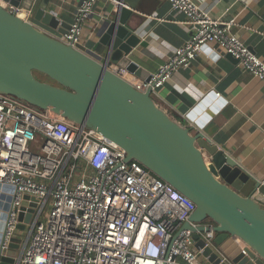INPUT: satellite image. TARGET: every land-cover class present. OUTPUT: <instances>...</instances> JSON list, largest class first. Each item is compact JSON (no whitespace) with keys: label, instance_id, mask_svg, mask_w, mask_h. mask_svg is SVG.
Wrapping results in <instances>:
<instances>
[{"label":"built area","instance_id":"built-area-1","mask_svg":"<svg viewBox=\"0 0 264 264\" xmlns=\"http://www.w3.org/2000/svg\"><path fill=\"white\" fill-rule=\"evenodd\" d=\"M96 2L81 0L63 42L82 50L83 25ZM167 2L183 14L178 23L190 37L148 81L118 65L111 71L153 96L174 71L217 44L264 85V61L235 35L233 19L212 16L193 0ZM0 4L23 20L30 17L29 10ZM0 184L13 187L5 193L13 200L3 246L8 250L12 237L20 240L12 264H202L193 232L183 227L195 208L188 198L137 161L126 160L120 146L97 132L1 94ZM24 196L22 213L32 209L31 219L18 230ZM190 225L208 228L201 238L212 244L211 220ZM234 240L245 254L246 245Z\"/></svg>","mask_w":264,"mask_h":264},{"label":"water","instance_id":"water-1","mask_svg":"<svg viewBox=\"0 0 264 264\" xmlns=\"http://www.w3.org/2000/svg\"><path fill=\"white\" fill-rule=\"evenodd\" d=\"M37 1L0 0L30 11L29 19L23 20L0 4V94L36 111L50 109L97 132L120 146L126 160L137 161L188 198L195 206L190 223H214L216 235L210 246L201 238L208 228L183 225L193 232L194 246L208 264H264V182L246 172L202 131L212 110L194 125L184 124L156 104L150 89L138 91L110 70L111 65H118L145 81L152 75L142 76L143 68L130 58L140 37L129 19L142 1H114L110 19L97 28L99 42L106 48L103 62L63 42L61 37L70 24L42 6L49 0L42 5ZM35 73L48 80H40ZM211 98L214 95L199 101L187 117L195 120ZM12 189L0 184V264L13 263L20 241L12 237L8 250L3 248L13 200L5 193ZM27 198L18 214V230L31 219L32 209L27 216L22 213ZM235 237L246 245L245 254Z\"/></svg>","mask_w":264,"mask_h":264},{"label":"crops","instance_id":"crops-1","mask_svg":"<svg viewBox=\"0 0 264 264\" xmlns=\"http://www.w3.org/2000/svg\"><path fill=\"white\" fill-rule=\"evenodd\" d=\"M141 1L142 7L129 19V25L140 37L130 58L146 76L156 72L173 50L183 45L190 31L178 23L183 14L171 10L167 0ZM193 1L212 16L233 19L237 24L235 35L264 61V0ZM80 2L49 0L42 5L43 0L37 1L68 24ZM113 8V0H97L83 25L81 48L101 62L106 48L99 42L97 28L110 19ZM211 94L214 98L210 103L196 114L195 120H190L187 116L193 107ZM153 99L172 118L188 125H194L207 110H212L202 131L246 172L264 182V85L244 72L217 44L204 47L188 66L174 71ZM201 262L208 264L204 259Z\"/></svg>","mask_w":264,"mask_h":264},{"label":"rangeland","instance_id":"rangeland-1","mask_svg":"<svg viewBox=\"0 0 264 264\" xmlns=\"http://www.w3.org/2000/svg\"><path fill=\"white\" fill-rule=\"evenodd\" d=\"M41 27H42V26H41ZM38 77H39L40 80H47V79H46L47 77H45V76H42V77H41L40 75H38ZM44 78H45V79H44ZM43 214H44V212L42 213V215H43Z\"/></svg>","mask_w":264,"mask_h":264},{"label":"trees","instance_id":"trees-1","mask_svg":"<svg viewBox=\"0 0 264 264\" xmlns=\"http://www.w3.org/2000/svg\"><path fill=\"white\" fill-rule=\"evenodd\" d=\"M35 75L38 77V75H40L41 77L43 76V75H41V74H38V73H35ZM39 78V77H38ZM47 80H48V78H46Z\"/></svg>","mask_w":264,"mask_h":264}]
</instances>
